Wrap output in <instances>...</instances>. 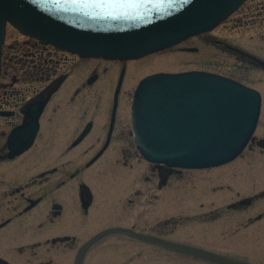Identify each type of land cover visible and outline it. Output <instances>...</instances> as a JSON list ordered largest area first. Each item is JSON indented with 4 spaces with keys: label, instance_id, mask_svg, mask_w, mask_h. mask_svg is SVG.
<instances>
[{
    "label": "flooded vegetation",
    "instance_id": "af4514ba",
    "mask_svg": "<svg viewBox=\"0 0 264 264\" xmlns=\"http://www.w3.org/2000/svg\"><path fill=\"white\" fill-rule=\"evenodd\" d=\"M21 36L24 39L14 37L13 40H17V42H11L7 46L5 43L2 55L0 82V264H36L35 261H38V264H76L80 250L85 243L105 230L119 227L223 255L205 247L201 240L176 239L175 234L179 231L173 226L177 223L175 215L158 219L159 211H156L155 216H152L154 219H145L146 216L142 211L137 212L131 219L127 217L132 222L128 227L112 225L98 228L92 232L88 231V228L91 227V218L94 217L95 207L100 204L102 197L105 199V193L112 189L105 188L101 192L102 195L95 193L94 174L88 170L101 164L112 163V158L108 162H104L107 155L112 153L115 156L116 154L121 156L124 166L128 164L129 159L140 157L143 160L136 146L131 118L129 123L126 117V108L123 107L120 100L124 83L120 88L118 102L115 103V99H113L108 110L103 107L104 111L108 113L92 117L84 114V118H80L77 113L79 103L75 96L82 93L83 88L86 89L97 83L101 74L97 69H94L86 79L85 76H80L84 80L80 84L71 83L69 89L64 90L68 84L67 81L71 75H75L78 66L75 65V61L66 59L60 68V60L65 59L60 56L61 53L69 56H75V54L43 43L37 38L23 34ZM240 52L248 56L254 63L264 67V59L256 55L245 54L243 51ZM120 76L121 73L114 86V95ZM29 77L39 78L38 86L26 87L24 82ZM93 77L95 79L91 82ZM60 95L71 96L63 98ZM261 117L247 149L259 147L264 151V131L262 130L263 126L261 127ZM22 127L24 131L19 133V136L22 137H30L36 127L35 140L25 152L11 156L13 148L8 144L9 136L14 130ZM85 131H87L86 135L78 141ZM64 132L67 137L71 138L70 145L66 147L68 151L78 153V149L86 142L93 141L84 149L86 153H93L85 163V167H80L78 157L75 155V162H68L66 165L57 162L32 177L5 171L9 163H18L21 157L30 154L42 136L48 135L54 139L55 143H58ZM53 141L51 142L53 143ZM244 152L236 160L241 158ZM146 162L147 173L141 183L143 187L136 189V195L129 199L131 204L139 201L137 198L146 197L147 201L154 205L163 196L158 192L172 187L174 176L183 172L182 169L165 164ZM106 168L111 167L107 166ZM235 176H240L239 168L235 169ZM111 183L115 182L111 181ZM94 186L97 189V185ZM116 189L112 190L115 192ZM173 196L172 194L171 197ZM261 197H264V188L252 195H238L237 199L226 204L225 208L252 213L249 219L250 223H254L264 219V209L258 212L251 210L256 209ZM203 213L199 217H203L206 222H209L206 217L210 213L207 211ZM210 217L218 221L222 228L223 209L218 210L217 214ZM140 224L142 226H139ZM81 232L86 236L82 240ZM217 232L221 237L223 236L222 231ZM110 235L113 237H109ZM109 241L111 244L108 243ZM97 245L107 246L109 250L115 252V256L111 258L102 255L96 258L101 261H105L106 258L109 263L122 259L126 250L135 249V255L146 256L149 264H174V261H165L170 259L165 256L175 254L183 256L186 260L200 261L203 264H223L123 231L102 234L90 243L83 251L81 264L85 263L89 253L91 257L93 256L94 250L99 247ZM120 251H122L121 254H119ZM128 258H133L132 264L135 262V256ZM160 260H163L164 263Z\"/></svg>",
    "mask_w": 264,
    "mask_h": 264
},
{
    "label": "water",
    "instance_id": "95a60500",
    "mask_svg": "<svg viewBox=\"0 0 264 264\" xmlns=\"http://www.w3.org/2000/svg\"><path fill=\"white\" fill-rule=\"evenodd\" d=\"M246 0H0V74L7 24L81 57L135 59L207 32ZM122 74L115 101L123 81ZM95 77L91 78V82ZM261 93L208 71L160 72L145 77L133 100V126L145 158L169 166L206 168L234 160L252 138L260 116ZM13 133L11 156L30 148V137ZM87 131L79 140H82ZM77 141V142H78ZM169 247L223 264H250L137 233Z\"/></svg>",
    "mask_w": 264,
    "mask_h": 264
},
{
    "label": "rangeland",
    "instance_id": "374dc122",
    "mask_svg": "<svg viewBox=\"0 0 264 264\" xmlns=\"http://www.w3.org/2000/svg\"><path fill=\"white\" fill-rule=\"evenodd\" d=\"M14 37L24 39L17 29L8 25L6 46L11 42H17L13 40ZM239 50L264 59V0H247L214 29L137 60H128L125 63L104 59L81 60L82 58L80 59L77 55L69 56L61 53L60 57L65 59L60 60V68L66 59L75 61V65L78 66L75 75H71L64 90H68L71 83L80 84L84 81L80 76H85L86 79L94 69L101 74L97 83L86 89L83 88L82 93L75 96L79 103L77 113L80 118H84V114L92 117L108 113L104 110H108L109 105L113 103L114 86L125 66L123 94L120 100L126 108V117L130 123V103L136 84L144 75L157 71L178 72L205 69L219 72L238 78L259 89L264 98V67L254 63ZM39 83L40 80L36 77H29L24 82L26 87H36ZM70 96L60 95L63 98ZM261 120L264 131V105ZM53 140L48 135L42 136L30 154L21 157L18 163H9L4 170L11 171L12 174L32 177L57 162H62L64 165L75 162V155L78 157L80 167H85V163L93 155V153L84 152L85 147L92 144V140L86 142L84 147H80L78 153L66 150L71 138L67 137L65 132L60 142L55 143ZM111 158L112 163L101 164L88 170L94 174V185H97V189L93 185L95 193L100 195L105 188L113 190L117 188L115 192L112 189L106 192L105 199H108L105 200L102 197L101 205L95 207L91 227L88 228L89 232L104 226L128 227L132 222L127 217L131 219L137 212L142 211L146 216L145 219H154L152 216L159 211L158 219L175 215L177 223L173 226L179 231L175 234L176 239L201 240L208 249L232 259L244 260L250 264H264V219L250 223L249 217L252 213L225 208L226 204L237 199L238 195H252L264 188V151L259 147L248 148L241 158L221 167L184 169L181 174L174 176L172 187L158 192L163 196L154 205L148 202L146 197L137 198L139 201L134 204L129 202V199L136 195V189L143 187L141 183L147 173L145 159L143 157V160L140 157L129 159L128 164L124 166L121 156L118 154L115 156L112 153L107 155L104 162H108ZM107 166L111 168H106ZM236 168H239V177L235 176ZM172 194L173 197H171ZM259 200L256 209L251 210L258 212L264 209V197ZM97 201L99 203L98 197ZM222 209L223 226L221 228L218 221L210 216ZM205 211L210 213L206 217L209 222L199 217ZM215 230L222 231L223 236L221 237ZM80 237L82 240L86 236L81 232ZM108 243L111 244L110 241ZM97 246L99 247L94 250L93 256L91 257L89 253L84 264H132L133 258H128L129 256H135L133 264H149L146 256L135 255V249L126 250L122 255L123 258L117 259L118 261L114 263H109L106 258L105 261H101L96 258L100 255L111 258L115 256V252L109 250L107 246ZM121 253L122 251L119 252ZM165 257L170 258L165 261H174V264H203L200 261L186 260L177 254ZM160 261L164 263L163 260ZM35 263L38 264V261Z\"/></svg>",
    "mask_w": 264,
    "mask_h": 264
}]
</instances>
